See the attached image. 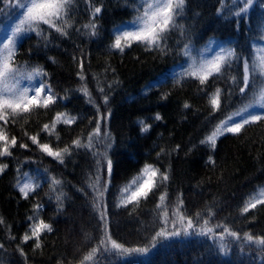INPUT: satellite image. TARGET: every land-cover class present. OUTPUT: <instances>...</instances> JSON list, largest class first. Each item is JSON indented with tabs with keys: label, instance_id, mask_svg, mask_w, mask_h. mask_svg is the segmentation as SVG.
I'll return each mask as SVG.
<instances>
[{
	"label": "trees",
	"instance_id": "1",
	"mask_svg": "<svg viewBox=\"0 0 264 264\" xmlns=\"http://www.w3.org/2000/svg\"><path fill=\"white\" fill-rule=\"evenodd\" d=\"M39 1L0 47V264H264V13Z\"/></svg>",
	"mask_w": 264,
	"mask_h": 264
},
{
	"label": "rangeland",
	"instance_id": "2",
	"mask_svg": "<svg viewBox=\"0 0 264 264\" xmlns=\"http://www.w3.org/2000/svg\"><path fill=\"white\" fill-rule=\"evenodd\" d=\"M224 1L227 2V4H231V5L253 4L252 10H258L257 11L258 15L261 13H264V0H256V1L224 0ZM55 2H56V0H46V4L52 5V4H55ZM163 3L164 2H162V4ZM35 4H40V1L39 0H14L13 1L12 5H11L10 13L6 14L5 20H7V22L5 25L3 24V26L0 27L1 36H2L1 41H0V47H1L2 52L8 46L12 37H15V34H16L15 26L20 21H22L24 18L29 16L32 7H34ZM39 12H41L45 17H47V16L50 17V10H48L45 7L42 9L41 5L39 7ZM9 22H11L10 25H8ZM215 61H216L215 52H210V54L206 58L207 65L213 66V65H215ZM4 63H5V59L3 60V58H2L0 61V78L2 77V74H4ZM6 75L7 74H5V76ZM19 79H21V78L18 77L17 79H14V76L8 77L4 81V84H5L4 86L14 88V84L16 82L25 83V81H24L25 79L24 80H19ZM247 80L249 81L248 75H247ZM260 109H261V107H259L257 110H260ZM145 178H146V176L144 175L142 177V179H145Z\"/></svg>",
	"mask_w": 264,
	"mask_h": 264
}]
</instances>
